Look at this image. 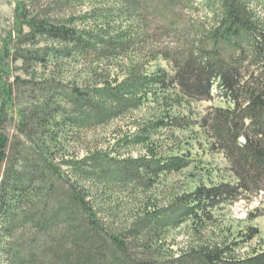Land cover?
Returning a JSON list of instances; mask_svg holds the SVG:
<instances>
[{"label": "trees", "instance_id": "1", "mask_svg": "<svg viewBox=\"0 0 264 264\" xmlns=\"http://www.w3.org/2000/svg\"><path fill=\"white\" fill-rule=\"evenodd\" d=\"M45 2L17 0L0 52V264H264V249L235 254L254 229L239 243L204 235L223 206L264 204L262 0ZM85 2L83 15H65ZM199 6L207 24L182 32L181 16ZM173 36V52L154 48ZM159 59L170 70L151 71ZM201 102L223 106L181 114ZM141 110L153 115L78 157L82 133ZM193 126L231 180L163 191L195 161L159 136ZM121 195L135 205L128 213ZM184 225L193 243L175 251L171 235Z\"/></svg>", "mask_w": 264, "mask_h": 264}, {"label": "rangeland", "instance_id": "2", "mask_svg": "<svg viewBox=\"0 0 264 264\" xmlns=\"http://www.w3.org/2000/svg\"><path fill=\"white\" fill-rule=\"evenodd\" d=\"M20 1H26L27 3L32 2V0ZM45 3V0H41L42 6H44ZM16 5L17 0H0V52L5 45L6 39L15 31L14 13ZM90 8L91 3L85 2L82 5L75 6L71 11L66 12L65 15L69 18L72 16L77 17L83 15ZM259 10L263 11L264 16V0H262ZM181 17L182 21L180 23L182 25V32H184L185 27L197 31L202 29L208 22L206 13L201 6L188 13L186 12ZM159 33L160 32H158V34ZM13 37H15L14 34ZM179 41L177 36H173L165 40H160L159 43L155 44L154 48H157L160 52L164 50L173 52L180 46L181 43ZM20 66L21 63L19 62L13 64L14 76L22 75L20 72L16 71V67ZM156 68L170 70L167 62L162 59L150 64L151 71ZM81 69L80 67L78 68V70ZM212 106H223V104L220 102L195 103L190 107L191 113L185 111L180 112L182 115H185L186 118L191 117V119L196 120L199 116L204 115L205 111ZM150 113H153V111H137L133 113L132 117L116 120L106 127L96 129L95 131L82 133V135H80L82 140L80 143H77L75 150L78 153V157L85 155V149H95L99 147V145H102L104 149L111 147L122 137L127 136L129 131L133 130L132 123L147 121V119L153 115ZM158 141V145H163L165 151H171L170 153L174 154L189 153L195 161L190 168L184 170L179 175L171 176L167 182V186L163 188V191H169L172 188L178 191L185 188L193 190L199 184L209 185L211 181L218 182L222 179L226 181L231 180L228 171V162L222 154L213 152L210 149L207 138L201 134L197 126H193L184 131L175 130L173 132L169 131L168 133H163L162 136H159ZM143 153L144 151L140 147L132 149L133 157H138ZM123 197L124 196L121 195L117 199L121 202L120 205H122L123 211L128 213L135 205H133V201H131L130 198L123 199ZM125 213L122 214L121 220L125 219ZM249 228L256 230L258 235L237 247L235 251L237 256L245 257L254 251L264 249V204L260 197L241 199L215 211L214 221L211 226L205 230L204 235L212 237V239L218 242L226 240L232 243H239L243 240V235L248 233L247 231ZM193 232L194 230L190 226L184 225L181 229L172 233L171 239L175 243V251L184 250L190 243H193Z\"/></svg>", "mask_w": 264, "mask_h": 264}]
</instances>
